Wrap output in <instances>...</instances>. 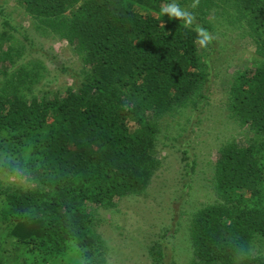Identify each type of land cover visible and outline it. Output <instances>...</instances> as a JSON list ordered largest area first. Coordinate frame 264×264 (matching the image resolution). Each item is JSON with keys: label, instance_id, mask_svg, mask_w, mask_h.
Here are the masks:
<instances>
[{"label": "trees", "instance_id": "obj_1", "mask_svg": "<svg viewBox=\"0 0 264 264\" xmlns=\"http://www.w3.org/2000/svg\"><path fill=\"white\" fill-rule=\"evenodd\" d=\"M16 1L38 36L69 43L86 77L52 96L30 94L46 68L45 41L35 46L37 37L26 36L21 43L3 19L0 169L32 185H0V264L7 263L2 234L36 264H107L91 208L144 194L161 168L163 119L212 105L210 66L223 51L211 32L222 24L223 36L239 30L260 56L252 68L218 76L243 135L218 150L211 180L217 201L188 200L192 209L173 217L175 233L188 229L190 264H264L256 252L264 245V0ZM172 3L192 15L190 26L161 15ZM198 27L212 37L206 46ZM35 47L36 58L26 61Z\"/></svg>", "mask_w": 264, "mask_h": 264}, {"label": "rangeland", "instance_id": "obj_2", "mask_svg": "<svg viewBox=\"0 0 264 264\" xmlns=\"http://www.w3.org/2000/svg\"><path fill=\"white\" fill-rule=\"evenodd\" d=\"M4 18L16 26L17 30L8 28L21 43L26 41V36L37 37L35 46L41 39L45 41L42 62L46 68L30 94L46 92L52 96L61 86H77L84 80L86 75L80 67L81 61L74 57L69 43L54 35L39 37L16 0H0V31L4 29ZM222 25L217 34L211 32L218 40L217 51H223L220 52L223 56L210 66V77L216 81L210 91L212 105L163 119L158 137L161 168L144 194L126 196L113 207L94 205L91 208L97 221V233L105 239L107 264H190L194 259L192 245L188 247L185 239L188 229L183 227L175 233L178 224L174 223L176 218L173 217L179 215L181 209H192L188 200L199 205L217 201L211 180L218 150L227 140L243 135L242 126L230 118L225 105L226 88L218 76L232 73L237 68H252L253 61L260 57L254 45L246 46L240 40L239 30L227 33L229 37L223 36ZM37 50L36 47L28 49L26 61L36 58ZM61 62L70 67L67 72L55 69ZM2 87L4 85L0 84V89ZM245 135L249 136V133ZM0 185L15 190L19 186L32 185V182L25 175L8 174L0 169ZM1 238L4 241L1 252L6 264L38 262L36 258L22 256V250L14 252L10 237L2 234ZM256 252L264 255V245ZM63 263L60 259V264Z\"/></svg>", "mask_w": 264, "mask_h": 264}, {"label": "clouds", "instance_id": "obj_3", "mask_svg": "<svg viewBox=\"0 0 264 264\" xmlns=\"http://www.w3.org/2000/svg\"><path fill=\"white\" fill-rule=\"evenodd\" d=\"M161 15H165V13L170 14L171 18H179L184 21V26L188 27L192 23V15L183 9H181L177 4L172 3L166 7L161 8ZM199 36V43L202 46H206L208 42L211 41L212 37L209 35L206 29L202 27H198L196 29Z\"/></svg>", "mask_w": 264, "mask_h": 264}]
</instances>
